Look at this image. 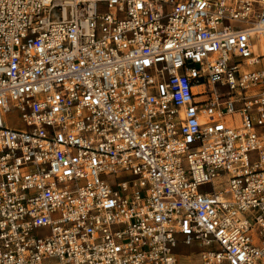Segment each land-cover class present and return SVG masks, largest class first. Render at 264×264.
Listing matches in <instances>:
<instances>
[{
	"label": "built area",
	"instance_id": "built-area-1",
	"mask_svg": "<svg viewBox=\"0 0 264 264\" xmlns=\"http://www.w3.org/2000/svg\"><path fill=\"white\" fill-rule=\"evenodd\" d=\"M181 259L264 264V0H0V264Z\"/></svg>",
	"mask_w": 264,
	"mask_h": 264
},
{
	"label": "rangeland",
	"instance_id": "rangeland-1",
	"mask_svg": "<svg viewBox=\"0 0 264 264\" xmlns=\"http://www.w3.org/2000/svg\"><path fill=\"white\" fill-rule=\"evenodd\" d=\"M7 120L9 122V125L13 128H22V123L20 121V115L16 112L13 111L11 112L8 117ZM40 235H43V232H39ZM200 249H198L197 247H193L190 249H187L185 247H179L177 252L179 254L181 253H190L192 255H197V253L199 252ZM192 259V258H191ZM180 264H194V262H192V260H186L184 261V259H181Z\"/></svg>",
	"mask_w": 264,
	"mask_h": 264
}]
</instances>
